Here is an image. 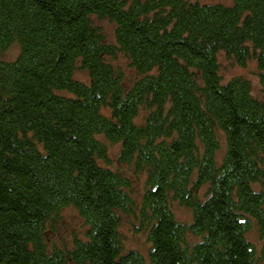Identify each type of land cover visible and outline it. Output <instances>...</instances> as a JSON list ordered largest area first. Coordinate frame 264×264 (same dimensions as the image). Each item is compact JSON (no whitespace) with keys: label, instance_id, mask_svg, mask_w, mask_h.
Here are the masks:
<instances>
[{"label":"trees","instance_id":"1","mask_svg":"<svg viewBox=\"0 0 264 264\" xmlns=\"http://www.w3.org/2000/svg\"><path fill=\"white\" fill-rule=\"evenodd\" d=\"M220 55L255 61L260 99ZM69 207L86 229L57 246ZM123 216L149 264H264V0H0V264H146Z\"/></svg>","mask_w":264,"mask_h":264},{"label":"rangeland","instance_id":"2","mask_svg":"<svg viewBox=\"0 0 264 264\" xmlns=\"http://www.w3.org/2000/svg\"><path fill=\"white\" fill-rule=\"evenodd\" d=\"M193 1V0H191ZM202 3H221L223 5H229L232 0H197ZM107 39L111 42L113 40V26L106 21H98ZM18 53V48L12 46L5 52L4 58L7 60H13ZM117 63L124 69L125 72V84L129 85L137 76L135 73L127 67L126 61L119 57ZM219 74L223 82L228 81L232 77H244L247 78L251 83V93L256 98H261L260 86L257 76V67L255 61H249L245 67H240L233 62L232 59L226 58L225 55L219 56ZM75 77L83 80L84 74L82 72H76ZM85 80V79H84ZM109 147V159L110 168L114 170H119L122 173L129 176L131 180L132 194L135 198L136 203H140L143 191H144V180L145 175L135 174L132 171V167L127 164L119 162V145H111L106 142ZM175 218L178 221L187 223L191 220V213L188 209L179 206L177 204L171 205ZM138 226L134 216H123L120 224V232L123 236V243L126 249H135L140 252L145 258V263L149 264L147 254L149 249V244L146 241V235L143 231L136 229ZM86 227L83 224L82 218L78 213L72 208H65L61 214V218L55 224L53 231L48 232V240L55 243L57 246L70 245L74 236L83 237V233ZM251 238L257 243L256 238L251 235ZM195 240L194 238L192 239Z\"/></svg>","mask_w":264,"mask_h":264}]
</instances>
